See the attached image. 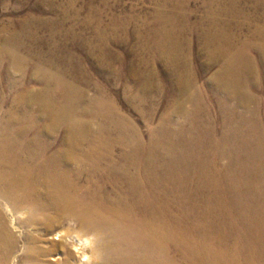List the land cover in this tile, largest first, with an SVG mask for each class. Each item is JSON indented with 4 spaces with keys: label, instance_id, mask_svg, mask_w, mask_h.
Masks as SVG:
<instances>
[{
    "label": "bare ground",
    "instance_id": "obj_1",
    "mask_svg": "<svg viewBox=\"0 0 264 264\" xmlns=\"http://www.w3.org/2000/svg\"><path fill=\"white\" fill-rule=\"evenodd\" d=\"M163 2L138 106L156 121L160 73L170 108L148 139L36 29L0 33V264H264V0H208L200 25Z\"/></svg>",
    "mask_w": 264,
    "mask_h": 264
},
{
    "label": "rangeland",
    "instance_id": "obj_2",
    "mask_svg": "<svg viewBox=\"0 0 264 264\" xmlns=\"http://www.w3.org/2000/svg\"><path fill=\"white\" fill-rule=\"evenodd\" d=\"M163 1L0 0V33H5V26L14 24L13 26L16 27L19 23H27L36 29L38 40L46 41L48 49L46 51L50 54L49 59L60 64L69 74L70 81L76 78L82 80L79 86L85 88L87 100L89 99L88 104L90 99L98 93L99 87L103 88L109 98L117 100L116 103L120 111L127 115L139 128L145 139H148L150 130L158 123V118L170 108L168 98H166L169 92L168 83L160 73L156 81L164 85L161 94L157 95V92H153L148 96L151 101H160L161 107L156 121L151 123L147 121L140 112L143 107L138 106V96L141 94L139 84L143 80L139 73L150 71L151 68L145 63L153 58L150 49L152 42H149L147 37L148 28H154L156 13L160 12L159 6L164 3ZM180 1L184 5L182 8L184 12L191 15V23L200 25V21L205 16L208 0ZM238 4L244 6L248 3L241 1ZM161 11L168 15L171 9L164 6V10ZM240 22H243V19H240ZM14 27L10 28L11 31L14 30ZM194 36L189 35L188 40L195 52L200 46V42ZM250 52L256 69L259 71L257 76L263 80L262 63L254 49ZM53 53L56 56H52ZM105 53L108 54L107 58L104 57ZM194 58L198 63L200 58L204 60L205 56L197 57L195 53ZM217 68L218 66H215L212 70L203 73L204 76L199 81L203 92H208L210 95L213 93L205 88L204 81L210 78ZM157 69L160 72L165 69V62L162 59L158 60ZM81 70L85 72L82 74L83 76L80 73ZM128 70L133 73L130 77L125 75ZM115 71L120 74L119 77L114 74ZM261 84L260 90L264 91V81ZM114 92H118V96L114 95ZM256 94L262 93L256 91ZM231 103L234 104L235 101L233 100ZM174 119L176 122L182 121V117L178 114L174 116ZM95 124L94 126L97 128L98 123ZM6 216L10 218L8 213ZM12 230L17 231L14 227Z\"/></svg>",
    "mask_w": 264,
    "mask_h": 264
}]
</instances>
